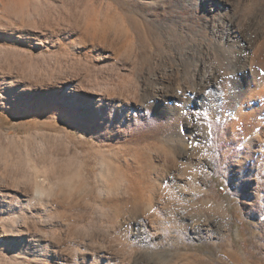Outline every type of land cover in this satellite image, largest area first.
I'll return each instance as SVG.
<instances>
[{
    "label": "rangeland",
    "instance_id": "rangeland-1",
    "mask_svg": "<svg viewBox=\"0 0 264 264\" xmlns=\"http://www.w3.org/2000/svg\"><path fill=\"white\" fill-rule=\"evenodd\" d=\"M228 14L264 24V0H229L205 14L200 0H0V89L8 93L0 94V264H264V169L237 158L223 122L188 113L166 122L159 105L143 119L167 54L194 32L205 35L202 22L217 25ZM177 16L167 49V19ZM15 82L31 84L40 105L16 108ZM89 92L107 110L136 100L142 119L101 131L75 127L74 95ZM187 119L200 126L184 133L194 154L175 157L170 141ZM68 174L77 180L70 189L61 183ZM37 185L46 192L39 200ZM20 234L42 240L41 255L17 249Z\"/></svg>",
    "mask_w": 264,
    "mask_h": 264
},
{
    "label": "bare ground",
    "instance_id": "bare-ground-1",
    "mask_svg": "<svg viewBox=\"0 0 264 264\" xmlns=\"http://www.w3.org/2000/svg\"><path fill=\"white\" fill-rule=\"evenodd\" d=\"M226 3H229V0H200V7L202 8L204 14L209 13V12L210 13L216 12V11L219 12L223 8H225ZM95 16L97 17L98 14ZM179 16L175 18L171 17L167 19L168 28L166 30L168 31L169 34H171L169 36V39L166 41L167 49H169L171 45H173L172 35L173 36L175 35V31L173 30V28L175 29V27H178L181 25L179 22L181 18ZM181 23L183 22L181 21ZM207 23L209 22L205 21L202 24V28H201L202 31L206 32L205 35H201L200 34L201 32L199 31L194 32L192 36L189 35L186 39V43H187L186 47L184 49L176 50L174 53H168L166 56V61H165L166 66H164V68H162L159 72H156L155 74L153 73L154 74L153 75L154 84L153 83H152L153 85L149 84L151 86H149L147 98L145 97L147 101H149V103L151 102V104H148L147 108L145 109L143 113V119H144V116H148L149 113L155 112L153 111L155 105H159L160 109L158 111V114H159L158 117L166 122L182 120L181 116H183L184 113H188L193 118H196L195 120L197 122H198V116L200 117V119H203V120L211 119L214 121H218L219 124L220 122H223L225 123V125H227V128H226L227 138L224 140V143H226L228 147H231L237 150V155H236L237 158L238 157L242 158V161L244 162L250 161L252 169L255 171L261 172L264 169V76H260L258 75V73L261 70H264V24L259 23L258 20H256V18H253V17L252 18L244 17L243 19V18H239L235 14L234 15L228 14L227 16H222L220 18V21L217 23V25L213 24V31L222 33L223 35H228L231 30L232 37H239L240 45L237 49L238 55H235L234 59L230 61L231 66H229V64H226L225 60L216 54H213L211 62H201V63H197L193 65L189 61L184 59V57L189 54L188 48L198 46L201 40L203 39H207L208 41H213L215 39L211 34L208 33L205 27ZM83 28H85V26ZM101 28H104V27H101ZM108 35L109 34H107V36ZM99 37H101V35H99ZM175 37L177 36L175 35ZM110 41H112V39ZM210 47H211L210 44H204L203 50L207 52ZM206 63H207V74H205V64ZM184 64H187L188 66L186 68H182L181 66ZM198 77H202V79H197ZM9 86L16 87L15 89H12L10 91L13 93L12 101H14V105L16 106V108L22 107V111H28V108H31V107L36 108L40 105L39 104L40 102L39 94H37L38 96L31 94V91H32L31 84L29 86L27 85V86L21 87L19 83L15 82V83L9 84ZM1 92L2 93L4 92V94H8L4 91V89H0V94H2ZM92 94L93 92H89L88 95H85L82 93H78L77 95H74V97L77 99V106L79 107V110L81 112L80 119L74 121L75 127H82L84 130L88 132H90L91 130L93 131V129L97 131H101V130H105L106 127H116L117 126L116 123L121 124L123 121H126L128 126H131L142 119V116L139 117V115L135 113L137 110H139L137 107L136 100H132L131 102H133V104L131 105H129L130 104L129 102L126 104H123V106L122 104L118 103V106L114 108L113 110L111 109L107 110V106H108L107 101L105 99H102L100 94H98V96L93 95V97H92ZM33 97H36L37 101L34 103H31ZM52 99L61 100V94H59V97L52 98ZM172 101H179V103H173ZM124 108H126L128 112L125 111ZM111 111H114V115L112 114L110 115ZM107 118H114V119L110 121ZM185 123H187L189 128L199 129L200 127L197 123H194V122L191 123L188 119L186 120ZM179 126L180 127L178 128H181V125ZM173 136L175 138L172 139L171 141L169 140L170 144L172 143V145H170L171 147L170 149H172L170 150V152H173L175 157H188V158L191 157L192 154H194L192 153L193 148L188 147V139H185V134L182 132L176 131ZM254 144H255V147L253 146ZM203 162H204L203 163L204 165L209 163V162L207 163V161H203ZM24 166H26L25 163H24ZM242 172H245V170L240 164L238 170L235 172L238 176L232 178L230 182L235 185H238L239 183H241L243 179L241 178L240 173ZM65 177H62L61 183L63 182L62 180H65L64 184L62 183L64 185L63 187L70 189L73 186L74 180H76V176H70L67 178ZM243 183L246 185L250 184L248 180ZM57 184L58 183H56V186ZM59 187L60 185L57 186L55 189H60ZM42 189L38 187V185L35 186L33 189V194L38 200L40 199V197H42L46 193L44 192L45 190L43 189L44 190L43 191ZM52 189H50L49 191L53 193L52 194L53 196L54 195L53 191H56V190H52ZM118 195L119 194H117V196ZM34 196L32 197L35 198ZM57 197L58 196H56V198ZM17 217H21V216L19 215ZM153 221L154 220H152V222ZM13 222L16 224L17 220L16 222L15 221ZM25 223L26 222H24V225ZM22 232L24 231L22 230ZM23 236L24 234H20L18 238L16 239L17 249H20L24 252L30 251L33 254L36 253L38 255H41V253L43 252V244H42L43 241L37 237L36 238L38 240H35L33 239L32 236L29 237L28 239H24ZM13 243L14 242H12V244ZM88 251L89 253H91L90 250ZM78 254H81V253H78ZM80 259L83 260L84 262H87V260L85 259L83 255L80 257ZM99 261L100 260L98 256L97 258L92 257L90 263H99Z\"/></svg>",
    "mask_w": 264,
    "mask_h": 264
},
{
    "label": "snow or ice",
    "instance_id": "snow-or-ice-1",
    "mask_svg": "<svg viewBox=\"0 0 264 264\" xmlns=\"http://www.w3.org/2000/svg\"><path fill=\"white\" fill-rule=\"evenodd\" d=\"M146 2H152V0H146ZM164 2L167 3V0H164ZM173 2L176 3L178 6L180 4V0H173ZM205 27L208 33L211 34L215 39L213 41H208L207 39H203L201 40L198 46L188 48L189 54L185 56L184 59L189 61L191 64L195 65L201 62H211L213 54H216L219 55L221 58H223L226 64H229V66H231L230 61L234 59L235 55H238L237 49L240 45V38L232 37L231 30L228 35H223L222 33L213 31V24L211 22L207 23ZM204 44L211 45V47L207 52L203 50ZM187 66H188L187 64H184L181 67L186 68ZM205 74H207V63L205 64ZM258 75L264 76V70H261L258 73ZM197 79H202V77H198ZM172 102L179 103V101H172ZM178 131L182 133H191L194 135L198 130L195 128H189L187 123H185L184 127L178 129ZM185 139H187V136H185ZM192 146H193L192 141H188V147L191 148ZM253 146L255 147V144ZM161 183H166V181L162 180ZM184 191L187 192L188 189L184 188ZM254 251L255 250L253 249V252ZM260 255L264 257V250H261ZM69 264H71V261H69Z\"/></svg>",
    "mask_w": 264,
    "mask_h": 264
}]
</instances>
